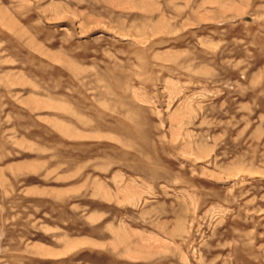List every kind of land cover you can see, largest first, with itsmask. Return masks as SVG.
Instances as JSON below:
<instances>
[{
  "label": "rangeland",
  "instance_id": "obj_1",
  "mask_svg": "<svg viewBox=\"0 0 264 264\" xmlns=\"http://www.w3.org/2000/svg\"><path fill=\"white\" fill-rule=\"evenodd\" d=\"M0 264H264V0H0Z\"/></svg>",
  "mask_w": 264,
  "mask_h": 264
}]
</instances>
